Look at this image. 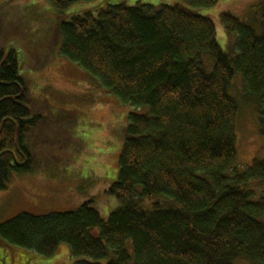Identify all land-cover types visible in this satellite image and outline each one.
Wrapping results in <instances>:
<instances>
[{
    "label": "trees",
    "instance_id": "16d2710c",
    "mask_svg": "<svg viewBox=\"0 0 264 264\" xmlns=\"http://www.w3.org/2000/svg\"><path fill=\"white\" fill-rule=\"evenodd\" d=\"M45 1L62 12L94 0ZM182 1L187 7L100 5L60 25V56L118 102L146 111L127 116L117 180L105 191L120 205L107 219L92 201L20 214L0 224L5 245L51 258L65 244L87 260L75 264H264V192L254 200L250 190L264 191V159L235 167L239 100L230 90L239 74L264 137V30L223 13L236 39L232 57L213 21L193 10L219 0ZM20 68L13 50L0 53V191L13 172L34 170L27 139L43 121Z\"/></svg>",
    "mask_w": 264,
    "mask_h": 264
},
{
    "label": "rangeland",
    "instance_id": "374dc122",
    "mask_svg": "<svg viewBox=\"0 0 264 264\" xmlns=\"http://www.w3.org/2000/svg\"><path fill=\"white\" fill-rule=\"evenodd\" d=\"M116 4L187 7L182 0H94L76 2L58 12L45 0H0V53L14 51L21 65L19 75L26 83V98L43 114L42 123L27 139L34 170L13 172L7 188L0 191V224L20 214L38 217L71 212L87 201H92L103 219L119 207L116 198L105 191L117 180V158L128 114L146 110L118 102L59 54L62 23L96 6ZM193 10L213 21L218 45L232 57L236 39L227 35L221 22L223 13L247 24L256 34L264 30V0H219L211 8ZM240 79L239 74L234 76L230 90L239 100L234 164L243 171L253 159H264V137L258 134L254 107L241 98ZM250 190L254 200L264 192ZM77 261L87 260L72 258L65 244L55 256L43 258L0 240V264Z\"/></svg>",
    "mask_w": 264,
    "mask_h": 264
},
{
    "label": "water",
    "instance_id": "95a60500",
    "mask_svg": "<svg viewBox=\"0 0 264 264\" xmlns=\"http://www.w3.org/2000/svg\"><path fill=\"white\" fill-rule=\"evenodd\" d=\"M0 130H1V128H0ZM15 146L17 147V141L16 140H15ZM15 162L17 163L16 158H15Z\"/></svg>",
    "mask_w": 264,
    "mask_h": 264
}]
</instances>
